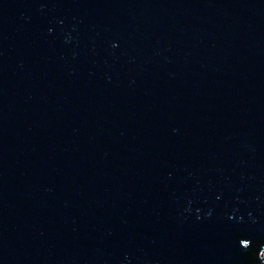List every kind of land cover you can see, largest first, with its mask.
<instances>
[{
    "label": "water",
    "instance_id": "95a60500",
    "mask_svg": "<svg viewBox=\"0 0 264 264\" xmlns=\"http://www.w3.org/2000/svg\"><path fill=\"white\" fill-rule=\"evenodd\" d=\"M0 264H264V0H0Z\"/></svg>",
    "mask_w": 264,
    "mask_h": 264
}]
</instances>
